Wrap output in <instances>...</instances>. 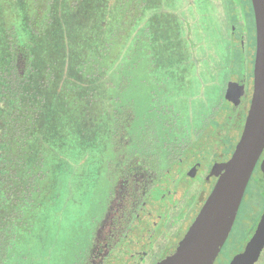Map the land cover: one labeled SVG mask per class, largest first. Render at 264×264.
Returning a JSON list of instances; mask_svg holds the SVG:
<instances>
[{
    "label": "rangeland",
    "instance_id": "obj_1",
    "mask_svg": "<svg viewBox=\"0 0 264 264\" xmlns=\"http://www.w3.org/2000/svg\"><path fill=\"white\" fill-rule=\"evenodd\" d=\"M104 1L106 4H111L113 0ZM22 2L30 12H33V8L37 6L36 12H40L43 17L45 0H7L6 7L19 6ZM142 2L138 3L135 11L136 23L130 26V21L123 27L122 34L125 35L128 30L127 35L123 36L120 44L117 40L112 43L108 56L102 57L98 72L91 79H85L83 74L76 71L77 77L71 78L72 81L87 85L89 91L92 89L99 91L92 93L95 98L88 97L87 100L84 98L81 110L90 108V112L93 113L104 106L108 109V105H111L109 97L114 95L117 102L114 103L113 110L117 113L128 110L129 114L133 115L134 119L129 129L132 135L145 133V138L153 135V139H156L157 135L168 132L166 124L171 123V132H180V138H184L186 143L185 150L177 155L185 158L199 151L200 153L195 156L196 160L204 161L206 168L218 150L229 154L235 149L248 114L246 112L248 97L252 92V87L249 88V79L247 78L245 84L246 89L240 94L238 89L234 90L236 83L231 77L230 70V66L233 65L237 68V55L242 50L245 51L248 59L254 52L249 27L251 23L244 8L245 0H143ZM159 3L160 8L175 12L176 15L163 13L166 24L163 23V29L159 31L155 23L152 30L153 39L163 44L153 46L148 38L150 29L147 27L152 22H156L155 10ZM230 4L235 5L232 8ZM236 11L242 14L240 27L244 32V47H238L233 37V25L238 24L234 18ZM146 15L149 18L152 16L153 19H147ZM111 17L115 22L116 16L111 14ZM144 19L150 21L147 26L142 23ZM175 20L183 22L180 30L183 35L186 32L190 39L188 44L190 43L192 50L188 53L193 59L187 64L188 54L184 59L181 57L183 56L181 50L179 54H175L169 38L174 32L172 25ZM18 23L21 25V20ZM61 27V32L65 36L63 45L68 42L72 50L68 56H56L59 61L58 68L63 70L71 63H77V55L84 56L86 47H91V43L100 44L102 35H104L102 40L105 41L102 45L107 43L109 29L105 30V33L98 30L100 28H96L97 26L86 29V26L74 23ZM42 31L44 32V29ZM22 34L21 38L27 44L29 31L25 30ZM75 35L84 37L78 45L74 40ZM185 40L184 43L187 41ZM63 45L57 43L55 47L59 48L58 46ZM151 46L154 52L152 55L147 52ZM99 54L100 51H94V55ZM155 54L156 59L160 58V62H154ZM167 60H171V65H168ZM152 63L155 65L150 69ZM176 64H181L182 67L176 69ZM102 66L104 67L101 69ZM169 66H174V74L166 77L175 76L174 85H169L170 96H162L167 98L162 103L166 106L162 110L161 108L155 110L152 97L156 92L159 93L165 84L156 73H162ZM55 80L61 86L64 78L57 77ZM49 108L51 111L46 113L50 114L42 116V122L37 130L38 136L33 145L46 147L43 152L56 162L53 175L57 186L50 200L37 213L36 223L30 233L24 238L23 243L17 246L24 253V258L22 261L14 258L13 263L16 264H73L79 247L83 246V236H86L87 210L93 211L90 207L91 199H88L93 193L94 174L92 173L97 169L95 165L98 162L86 159L84 156L93 153L105 154L102 153L105 139L100 140L98 136L101 116L95 115L100 116V119L91 127L89 119L87 122L85 119H78L82 118L74 114L76 110H66L67 107L62 106L55 110ZM70 114L78 116L76 119L73 118L75 122L72 119L71 122L68 121ZM223 167L224 165H221L219 170L221 171ZM200 175L194 181L195 185L201 184L200 190L193 189L184 197L186 204H189L186 220L178 228H165L158 241L165 240L166 232L176 237L168 242L139 244L140 254L133 253L129 264H136L140 257L145 255V251H151L150 249L158 251L150 264H168L171 261L181 240L211 193L212 186L202 183ZM86 185L89 187L85 195L81 189ZM201 191L204 192V197L200 194ZM69 196L72 198L70 199ZM263 204L264 198L261 194L250 192L245 196L233 228L213 264H229L241 252L254 253L257 257L254 264H264L262 232L259 228L253 230ZM154 235H157L156 232Z\"/></svg>",
    "mask_w": 264,
    "mask_h": 264
},
{
    "label": "trees",
    "instance_id": "obj_2",
    "mask_svg": "<svg viewBox=\"0 0 264 264\" xmlns=\"http://www.w3.org/2000/svg\"><path fill=\"white\" fill-rule=\"evenodd\" d=\"M142 1L113 0L111 4H106L104 0H45L43 17H41V13L36 12L37 6L33 8V12H30L23 2L19 6L9 8L6 7L7 0H0V264H8L11 260L14 264L15 253L22 251L17 246L23 243L24 238L30 233L36 223L37 213L41 210L37 204L42 205L44 203L45 205L48 201L45 199L43 202L37 190L43 186L52 190L57 186L53 175L56 170V162L48 158L46 153L43 152L46 147L42 145L35 147L33 145L36 136H38L37 130L40 122H42V116L46 115L47 111H51L49 107L52 110L57 107L60 109V106L67 107L66 110H76L74 114L82 119L70 114L71 117L67 118L68 121L71 122V119L74 120L73 118L76 119V117L79 120L85 119L86 122L89 119L88 122H91V127L98 122L101 116V124L98 127L100 135L98 136H100V140L105 139L102 153L107 143L111 145L110 143L116 138L120 125L128 117L130 113L128 110L123 113H117L116 110H113L114 103L117 102L114 95L110 96L111 98L109 97L111 105H108V109L104 106L98 112L93 113L90 112V108L81 110L84 98L86 100L88 97L95 98L92 93H99V91L95 89L89 91L87 85L72 81L71 78L77 77L76 71L83 74L85 79H91L98 72L102 57L108 56L112 43L117 40L120 44L123 36L127 35L128 30H126L125 35L122 34L123 27L129 24L130 21V26L136 23L135 11L138 8V3H143ZM234 5L230 4L232 8ZM160 7L159 3L155 10L157 13L156 22H152L147 27V29H150L148 38L153 46H162L163 44L161 41L156 42L153 39L152 30L155 23L159 31L163 29V13L176 15L175 12L165 11ZM9 11L28 14L27 19H22L20 16L4 15L5 12ZM111 14L116 16L115 22ZM146 17L149 20L153 19L152 16L149 18L146 15ZM109 18L112 19L109 20ZM20 20L23 22L21 25L18 23ZM149 22L145 19L142 20L143 25L146 26ZM72 23L86 26V29L97 26L96 28L99 27L98 30L103 32L109 29V34L107 33V43L102 45L105 42L102 40L104 37L102 35L100 44L91 43V47L88 46L86 49L84 47L86 50L84 56L77 55V63H71L63 70L58 68L57 62L59 61L56 56H68L72 53V50L68 42H65V46L63 45L65 36L61 32V25H72ZM182 23L181 20H175L172 25L174 32L169 38L172 41L175 54H179L181 50L182 59L188 54L187 64L191 62L193 56L188 53L192 50L190 49V43L188 44L190 41L188 34L185 32L183 35L182 30H180L182 29ZM167 24L169 23L167 22ZM25 30L29 31V42L27 44L21 38ZM116 32L118 33L116 34ZM8 36L18 38L12 45L13 52L16 53L17 50H21L28 56L29 64L23 76L18 75L12 64L13 62H9L10 44L6 41ZM81 39H84L82 35H75L76 45L81 42ZM57 43H61L63 46L57 48L55 47ZM148 49V54L152 55L154 53L152 46ZM94 51H100V54L96 56ZM159 60L160 58L156 59L155 54L154 62H160ZM171 60H167L168 65H171ZM154 65L155 63H152L150 69ZM181 67V64H176V69ZM173 70L174 66H169L162 73H156L167 86L164 84V88L152 97V105L155 110L157 108L162 110L166 106L162 103L167 98H162V96H170V86L174 85L173 78L175 77L169 78L166 75H173ZM57 77L64 78L61 86L55 80ZM56 94H58L57 97ZM31 152L34 154H31ZM38 152L39 155L40 153L43 155V159H37L36 153ZM84 157L98 162L97 165L94 164L97 169L92 174H94L93 177L99 175L103 167L104 155L93 153ZM41 164L42 167L44 166L45 173L40 168ZM99 178L97 179L99 180ZM92 181L94 183V180ZM82 187L81 191L86 195L89 185ZM94 187H96V183H94ZM91 197H93V193L88 200ZM69 198L72 197L69 196ZM26 230H28V233H25Z\"/></svg>",
    "mask_w": 264,
    "mask_h": 264
},
{
    "label": "flooded vegetation",
    "instance_id": "obj_3",
    "mask_svg": "<svg viewBox=\"0 0 264 264\" xmlns=\"http://www.w3.org/2000/svg\"><path fill=\"white\" fill-rule=\"evenodd\" d=\"M244 6L251 23L249 27L252 33L254 52L248 59L247 54L242 50L237 55V68L233 65L230 66V70L231 77L235 79L236 83L234 90L238 89L240 94L246 89L245 84L247 78L249 79V88L252 87V92L248 97L249 101L246 109L248 113L254 92L257 27L252 0H245ZM234 14L238 24L233 25V37L238 47H244V32L240 27L242 14L238 11ZM4 15L20 16L22 19H27L28 16V14L13 12ZM17 40L18 38L14 36H8L6 39L10 44L9 62H13L12 64L18 75L23 76L29 60L28 56L21 50H17L16 53L13 52L12 45ZM24 86L26 88V83ZM133 119V115L128 114L125 122L120 125L116 138L110 143L111 145L107 143L103 151L105 154L102 170L99 175L92 177V180L96 183V187L92 189L93 197L90 201V207L93 208V211L90 212L89 210L88 212L87 210L86 236H83V246L79 247L73 264H106L137 228L141 229L140 236L137 240L136 249L131 251L130 259L126 264L131 261L133 253L140 254L139 244L168 242L175 238L174 234H167L166 232L164 234L165 240L158 241L165 228H178L186 220L189 214L187 208L189 204H186L184 197L193 189L200 190L201 184L195 185L194 182L198 176L201 174V182L212 186L213 190L223 172V169L220 171L219 167L226 165L227 159L235 150L229 154L218 150L214 155V159L204 168V161L196 160L195 157L200 153L199 151L185 158L177 155V153L185 150L186 143L184 138H180V132H171V123L166 124L168 132L157 135L156 139H153V135L145 138V133L132 135L129 129ZM31 154L34 153L31 152ZM36 157L37 159H43V155L41 153L39 155V152L36 153ZM263 161L264 148L251 173L243 199L250 192L261 194L264 198ZM40 166L42 172L45 173L44 166L42 167V164ZM98 177H100L99 180ZM55 190L43 186L37 190V193L40 194V199H43L44 202L45 199L50 200V195ZM200 194H203L204 197L203 191ZM37 206L42 209L44 203L42 205L37 204ZM259 227H261L264 234V204L257 221L253 225V230L255 231ZM155 232L158 236L154 235ZM25 233H28V230ZM150 250L145 251V255H142L136 264L151 263L158 251ZM15 255L19 261L24 258L22 251L15 253ZM161 256H163L162 253ZM8 264H12V260Z\"/></svg>",
    "mask_w": 264,
    "mask_h": 264
},
{
    "label": "water",
    "instance_id": "obj_4",
    "mask_svg": "<svg viewBox=\"0 0 264 264\" xmlns=\"http://www.w3.org/2000/svg\"><path fill=\"white\" fill-rule=\"evenodd\" d=\"M252 3L257 53L254 92L245 126L222 175L168 264L214 263L234 225L251 173L264 148V0H252ZM140 230L131 233L106 264H126L131 251L136 249ZM262 237L264 241L263 232ZM256 258L252 252H241L229 264H254Z\"/></svg>",
    "mask_w": 264,
    "mask_h": 264
}]
</instances>
